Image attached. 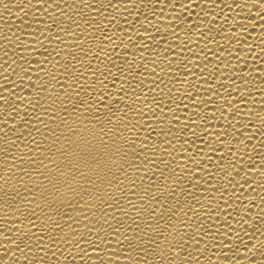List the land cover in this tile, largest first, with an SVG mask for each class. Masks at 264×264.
Returning a JSON list of instances; mask_svg holds the SVG:
<instances>
[{
    "label": "bare ground",
    "instance_id": "bare-ground-1",
    "mask_svg": "<svg viewBox=\"0 0 264 264\" xmlns=\"http://www.w3.org/2000/svg\"><path fill=\"white\" fill-rule=\"evenodd\" d=\"M72 2L0 0V264H26L25 258L33 264L39 258L35 242L40 237L45 249L40 255L49 264H116L117 260L131 264L125 261L129 235L125 227L132 220L123 211L135 217L126 203L107 208L80 188H76L79 196L61 188L55 205L61 215H57L44 208L39 191L32 196L23 190L24 185L32 190L37 185L50 187L38 174L44 169L37 167L34 173L28 164L29 155L33 159L47 155L35 148H44L46 127H55L45 111L51 90L39 94L38 90L47 79L45 73L52 70L48 61L54 59L53 49L71 50L65 45L73 43L67 35L61 37L64 44L57 42L53 20L63 25V13L76 11L99 21L101 31L112 35L116 45L124 41L127 60L125 49L117 47L113 53L105 45L117 64L135 61L147 68L140 88L152 111L143 108L146 118L139 138L148 137L153 145L167 149L170 155L163 151L145 155L170 162L177 177H185L181 169L187 167L180 188L196 196V201L189 196L179 206L196 213L195 218L188 213L193 226L186 231L195 240L185 237L191 243L188 251L199 264H264V0H112L114 8L100 7L107 0H84L95 7H66ZM141 70L134 69L133 74ZM55 87L59 95V85ZM152 100L161 102L159 109ZM169 131L171 135H166ZM166 138L171 147L164 143ZM189 157L199 163V175ZM55 159L59 164L63 158ZM44 164L53 167L47 160ZM149 168L159 180L156 169ZM141 175L150 173L141 168ZM173 190L175 185L170 184L168 191ZM128 198L139 204L138 198ZM173 205L175 201L168 202ZM54 220L60 221L62 231L52 229Z\"/></svg>",
    "mask_w": 264,
    "mask_h": 264
},
{
    "label": "snow or ice",
    "instance_id": "snow-or-ice-1",
    "mask_svg": "<svg viewBox=\"0 0 264 264\" xmlns=\"http://www.w3.org/2000/svg\"><path fill=\"white\" fill-rule=\"evenodd\" d=\"M81 6L95 7L85 3L84 0H79V4L73 0L71 4L66 5L72 9ZM105 6L116 7L112 0H107V5L101 2L100 7ZM63 15L66 21L63 25L53 20L57 31L56 40L59 44H64L61 37L70 36L73 43L71 46L65 45V48L70 47L71 50L53 49L54 59L48 61L52 65V70L45 73L47 79L38 90V94L40 91L51 90L47 97L48 108L45 111L49 113L55 127H46L45 131L48 135L44 137L46 141L44 148H35V152L47 153V155H44L43 159H33L31 155L28 158V164L33 168L34 173L37 167L44 169L38 174L50 187L40 188L37 185L35 190H32L24 185V192L36 196L39 191V199L44 201V208L57 215H61L55 206L61 188L76 196L80 195L76 188H80L90 200H100L107 208L119 206L121 202L126 203L135 218L128 216L127 211L118 208L123 211L124 216L132 220V223L125 227V231L129 233L125 236L127 240L125 261H130L131 264H177V262L199 264L194 254L188 251L191 243L185 240V237H188V240L195 243L186 230L193 226L188 221V213L191 212L194 218L196 213L191 207L187 210L179 207L181 200L186 201L189 196L196 201L194 193L180 188V183L188 175L187 167L181 169L185 177H177L170 162L166 163L162 159L157 162L145 155V153L155 154L157 151L170 155L167 149L153 145L148 137L143 140L139 138V132L144 130L142 120L146 118L143 108L152 111L150 104L144 103L146 97L143 89L140 88L144 71H147L146 66L135 61L117 64L109 55L105 45L110 46L113 53L117 47L125 49V60H127V46L123 40H120L119 45L113 43V36L101 31L99 21L94 23L85 18L82 11H76L74 14L63 13ZM93 33L98 35L93 36ZM148 39L151 40L152 37ZM128 42L133 43L130 37ZM144 50L147 51V47ZM140 59L147 58L141 56ZM169 65L171 66V62ZM134 69L142 70L136 71L134 75ZM152 75H155L154 70ZM156 80L163 83L161 77L157 76ZM156 80L153 81L154 84ZM117 81L120 82L119 85ZM109 84L112 85L111 88ZM56 85H59V95L56 92ZM66 89L74 90L69 92ZM157 90L163 95V89L157 87ZM151 103H154L157 109L161 106V102L156 100H152ZM41 107L43 108V105ZM153 119L157 117L153 116ZM173 120L179 123L176 116H173ZM168 123L171 124V121ZM187 127L186 125L185 128ZM151 131L155 135V130ZM166 135H171V132ZM32 143L37 142L33 140ZM164 143L171 147L172 141L166 138ZM228 151L231 152V148ZM57 156L63 158L59 164L55 159ZM5 159L6 161L9 159L7 155ZM44 160L53 166L52 169L44 164ZM188 160L189 164H196L193 171L199 175V163L191 157ZM149 165L159 173V180ZM141 168L150 175L142 176ZM50 171L51 176L48 175ZM27 174L25 170V175ZM80 181L89 187L83 188ZM188 183L192 188H196V184L191 180ZM170 184L175 185V190L168 191ZM153 192L156 194L154 195ZM129 196L138 198L139 204L134 205ZM177 196H180V199H177ZM80 199L82 200L83 197ZM169 201H175V205L169 207ZM104 223L106 224L107 221L105 220ZM41 227L47 233V226L42 224ZM196 227L202 230L201 225L197 224ZM52 229L62 231L60 221H52ZM48 239L55 242L52 236ZM42 242L43 237L35 242L39 258L33 261V264H49L47 257L40 255L45 251ZM25 247L29 252L32 251L29 245L25 244ZM133 253L136 255L134 256ZM149 257H152L151 261ZM25 259L27 264V258ZM116 264H120V261L117 260Z\"/></svg>",
    "mask_w": 264,
    "mask_h": 264
}]
</instances>
